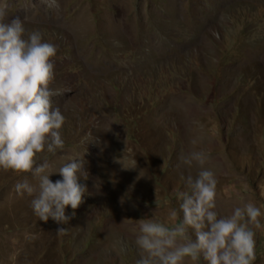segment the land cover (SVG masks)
Returning a JSON list of instances; mask_svg holds the SVG:
<instances>
[{
    "label": "rangeland",
    "instance_id": "rangeland-1",
    "mask_svg": "<svg viewBox=\"0 0 264 264\" xmlns=\"http://www.w3.org/2000/svg\"><path fill=\"white\" fill-rule=\"evenodd\" d=\"M4 2L57 49L65 145L38 163L82 158L88 193L56 233L15 193L22 177L0 170V264H133L136 221L164 218L195 175L178 159L189 150L208 154L219 214L249 201L264 213V0ZM255 241L264 264V227Z\"/></svg>",
    "mask_w": 264,
    "mask_h": 264
},
{
    "label": "clouds",
    "instance_id": "clouds-1",
    "mask_svg": "<svg viewBox=\"0 0 264 264\" xmlns=\"http://www.w3.org/2000/svg\"><path fill=\"white\" fill-rule=\"evenodd\" d=\"M39 2L47 10L59 8L58 0ZM6 16L7 4L0 0V170L21 176L14 185L17 196L31 197L37 220L51 219L58 225L56 233H63L66 227L59 226L68 224L88 193L82 182L88 173L80 157L55 171L46 157L38 163L41 153L55 155L65 145V116L53 103L61 92L50 87L57 49L39 30L27 31L20 17ZM178 159L194 167L195 175L181 177L178 206L169 208L164 218L151 213L136 221L133 264H254L255 235L264 227V213L249 201L228 215L219 214L217 180L206 166V151L189 150ZM55 173L60 179L53 182L49 177ZM66 208L71 210L67 215ZM117 245L120 254L129 248L127 240Z\"/></svg>",
    "mask_w": 264,
    "mask_h": 264
}]
</instances>
